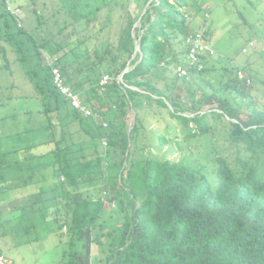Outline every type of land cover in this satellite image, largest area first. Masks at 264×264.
<instances>
[{"label":"trees","instance_id":"1","mask_svg":"<svg viewBox=\"0 0 264 264\" xmlns=\"http://www.w3.org/2000/svg\"><path fill=\"white\" fill-rule=\"evenodd\" d=\"M1 1L5 13L0 12V18L15 32L9 40L16 39L13 45L18 46L24 39L16 37L29 41L37 67L26 71L34 91L29 99L8 96L0 100V135L9 129L2 122L17 121L20 113L16 110L21 109L25 121L39 123L19 134L40 136H28L22 148L7 150L0 145V237L8 235L19 248L65 228L59 236H67V240L58 252L64 258L69 256L67 264H80L77 250L87 248L85 242L92 233L91 241L106 249L103 264H264V112L249 105V79H239L238 69L222 66L220 72L227 76L219 78L224 80L220 89L230 92L226 97L217 95L219 89L208 78L220 65L215 50L214 55L201 57L200 71L188 68L187 77L177 76L176 68L188 65L186 40L202 34L209 43L206 31L188 25L183 12L188 2L135 0L134 9L125 10L119 33V54L125 59L111 67L103 64L96 51L98 62L88 68L85 87L83 83L72 85L61 63L40 51L47 40L33 37L23 26V18L22 26L17 27L15 17ZM114 1L62 2L74 19L89 23ZM115 62L113 59V65ZM54 67L90 110V117L71 107L59 92L54 85ZM167 70L180 82L181 97L180 93L172 95V87H158L150 81L151 75L160 76ZM104 75L109 81L101 85ZM200 82L202 87H196ZM204 87L211 92L196 100L193 92ZM233 93L245 95L246 100L237 106L231 101ZM17 101H22L21 108ZM26 102L33 105L28 107ZM152 104L184 124L185 139L220 130L218 138L227 145L218 148L214 143L201 154L203 160L212 156L215 164L211 171L188 153L173 161L157 159L150 151L145 153V148L140 147V152L129 149L140 142V114ZM208 105L215 109L201 114ZM186 112L192 117L184 115ZM209 117L220 125L212 127ZM190 123L194 126L189 127ZM86 140L91 142L88 147L82 146ZM159 141L160 145L166 142L163 137ZM227 146L234 152V166L220 154ZM32 181L38 183L40 194L23 206L20 198ZM115 212L120 213L121 223L119 231L112 234L111 223L97 221L112 219ZM9 223L14 227L6 231ZM39 230L44 235L36 232ZM106 234L109 241L100 243ZM1 248L0 256L5 257L7 250Z\"/></svg>","mask_w":264,"mask_h":264},{"label":"rangeland","instance_id":"2","mask_svg":"<svg viewBox=\"0 0 264 264\" xmlns=\"http://www.w3.org/2000/svg\"><path fill=\"white\" fill-rule=\"evenodd\" d=\"M9 1L11 6L19 7L22 10L23 26L26 27L27 31L39 41L41 39L47 40L48 43L46 45L44 44L45 47L40 49V51L47 57H51L53 61L58 60L61 63L72 85L74 83H83L87 87L85 82L89 77L87 75L88 68L95 62H98L95 54L96 51L99 53V58L103 64L110 65L111 67H116L119 62L125 59V57L119 54V33L121 25L123 24L122 17L125 14V10L132 11L135 7V0H115L112 3L108 2L95 14L96 16L94 18L90 16L94 20H90L89 23L85 19L79 21L74 19L66 11L62 2L64 0ZM186 1L188 5L183 8V12L188 25L190 28L193 27L194 30L199 29L208 33L209 43L217 53L215 59L217 62H220L217 69L210 72L208 76V78H211L209 80L212 85L219 89L217 95L226 97L230 92L228 89H220V84H222L223 79H226L227 76V73L220 72L223 68L222 66L238 69V71L244 68L245 74L249 79L248 86H246L247 93H249V105L255 108L256 111L264 112V0ZM0 12H4V6L1 0ZM5 26L4 19L0 18L1 102L8 96L13 98H28L32 96L34 92L32 90L33 86L26 73L37 67V61L31 58L35 54L31 51V43L26 41L25 38L16 37L18 41L21 39L24 40L19 46L17 44L13 45L16 39L10 41L9 38L15 32ZM250 41H252L253 46L248 48ZM19 47L23 48V52H17ZM113 59L116 60L117 64L113 65ZM245 62L249 63L246 64ZM104 71V68H102L101 72L103 73ZM174 75L167 70L166 73H161L160 76L153 74L149 79L158 87L167 89L172 87L174 91L172 95L180 93L181 97L180 82L174 81L172 78ZM120 77L118 76L116 79H121ZM219 78L223 79L219 80ZM188 86L191 87L192 84H188ZM200 86L202 87V83H197L196 87ZM191 89L193 91L194 87H191ZM202 89L198 92H193V97L198 101L201 100L204 92L208 95L211 92V89L208 87ZM231 97V101L233 102L234 100L237 106L243 100H246L245 95H239L237 93H233ZM7 102L9 104L10 101L7 100ZM21 102H18L16 106L21 108ZM11 104L15 105V102L13 101ZM26 104L28 107L33 105L32 102H26ZM210 109H215V105L203 107L200 112L203 114ZM20 110H16L20 113L17 121L9 119L2 122L9 126L8 133L0 135V145L4 149H14L18 146L22 148L26 144L24 142L26 138L28 139L30 137L32 139L40 136V134L36 133L19 134V131L23 128L29 129L32 125L34 127L39 123L37 120L33 124L30 121H25V117L21 114ZM246 110L247 108L244 107V111ZM181 112L178 111V113ZM184 115L192 117L187 112ZM130 117L132 118V114ZM140 118L142 120L140 142L138 144H131L129 146L131 151L136 148L140 152L141 148H145V153L150 151L157 159H170L173 161L188 153L191 155L192 160H201L206 165V170L211 171L214 168L213 164H215L212 156L205 160L201 156L204 153L205 147H213L214 143L216 146L219 145L218 148L227 145V143H224L222 137L218 138L221 135L220 130H218V133H206L185 139L184 124L170 117L165 110L155 104L143 110ZM214 120L212 117L208 118V122L212 127L220 125V123H216ZM188 126L193 127L194 124L190 123ZM11 130L13 131L12 133H10ZM160 137L164 138L166 141L165 144L160 145ZM90 144V140H86V142L82 143V146L88 147ZM220 154L230 165L234 166V152L230 147L228 148L227 146V151L223 149ZM18 172L16 169L15 175ZM33 181L28 185L26 195L20 198V203L23 206L33 203L40 194L37 190L38 183ZM90 195H92V192ZM104 207L108 209L105 204ZM119 216L120 213L115 212L114 218L107 220L99 219L97 223L103 224L105 221L111 223L110 230L112 234H116L119 231L121 223ZM13 225L14 223H9L6 231H8L9 226ZM36 232H41V230ZM65 232V228L58 233L52 232L45 236H43L44 232H41L43 234L42 241L19 248L15 247V243L7 235L0 237V248L5 247L1 249L7 250L3 255L10 264H67L69 256L64 258L58 252L59 248L67 240V236L60 238L59 234ZM102 232L106 233L107 229H104ZM94 236L92 233L91 239ZM91 239L88 238L85 242V245H87L86 249L78 248L79 256L76 261L80 264L85 261H87V264H103L107 254L106 249L103 250V248L92 242ZM108 241L109 237L107 234L100 238V243H107ZM87 249H89L88 253H86ZM66 250L70 251L68 246Z\"/></svg>","mask_w":264,"mask_h":264},{"label":"built area","instance_id":"3","mask_svg":"<svg viewBox=\"0 0 264 264\" xmlns=\"http://www.w3.org/2000/svg\"><path fill=\"white\" fill-rule=\"evenodd\" d=\"M4 1L6 11L10 15L15 17L17 27H21V19L23 18L22 10L19 7L11 6L9 0ZM186 42L189 45L187 54V64L189 66H178L176 68L175 72L179 77H187L191 71L195 70V68L197 71H200L203 68L201 64L202 59L215 54L213 47L205 39L202 38V34H198L194 38H188ZM250 46H252V43L250 44ZM48 63H50V65L52 64L51 61H48ZM188 68H191V71ZM51 70L54 77V85L70 103V106L82 112L86 117H90L92 113L88 108H86V106L82 104L80 97L72 91V88L65 85L64 79L61 76L59 69L54 67ZM237 74L239 79L246 78V75L241 71H239ZM121 80L122 79H118L119 82H122ZM108 81L109 76L104 75L101 79V85L106 84ZM0 264H10V262L7 260V258L0 256Z\"/></svg>","mask_w":264,"mask_h":264},{"label":"clouds","instance_id":"4","mask_svg":"<svg viewBox=\"0 0 264 264\" xmlns=\"http://www.w3.org/2000/svg\"><path fill=\"white\" fill-rule=\"evenodd\" d=\"M244 51H245V50H244ZM239 71H241V72H243V73L245 74V71H242V69L239 70ZM239 71H238V72H239ZM238 72H237V73H238ZM245 75H246V74H245ZM246 78H247V75H246ZM5 258H6V257H5Z\"/></svg>","mask_w":264,"mask_h":264}]
</instances>
